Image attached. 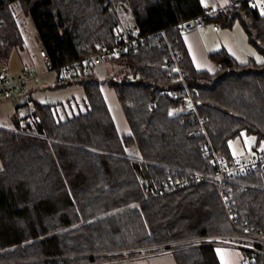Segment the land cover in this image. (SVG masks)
Here are the masks:
<instances>
[{
	"label": "trees",
	"instance_id": "obj_1",
	"mask_svg": "<svg viewBox=\"0 0 264 264\" xmlns=\"http://www.w3.org/2000/svg\"><path fill=\"white\" fill-rule=\"evenodd\" d=\"M16 2L54 67L90 55L97 44L112 45L124 5L143 34L166 30L217 153L234 159L230 142L242 133L256 137L254 148L264 147V14L249 0H230L207 22L220 28L238 21L262 60L240 63L222 48L209 55L214 73L192 67L178 28L204 13V1L0 0L2 64L24 48L10 8ZM157 40L108 60L111 77L122 60L124 76L112 77L110 86L131 135L118 134L96 73L67 78L82 86L84 110L75 113L72 101L32 100L35 136L0 129V264H96L99 253L135 256L152 246L153 252L171 250L177 264H221L215 247L186 244L236 233L217 188L205 183L157 196L144 182L216 173L201 138L191 135L195 124L178 112L180 101L162 93L178 88L179 76L165 66ZM134 147L137 156L129 154ZM230 187L240 221L264 233V171L239 176ZM258 262L264 264V257Z\"/></svg>",
	"mask_w": 264,
	"mask_h": 264
},
{
	"label": "built area",
	"instance_id": "obj_2",
	"mask_svg": "<svg viewBox=\"0 0 264 264\" xmlns=\"http://www.w3.org/2000/svg\"><path fill=\"white\" fill-rule=\"evenodd\" d=\"M249 1L254 6L257 0ZM236 4H239V2ZM221 11L222 9L215 8L213 4H206L202 15L180 23L178 28L181 33L206 30L210 24L207 19ZM212 28L214 31H218L219 25L212 24ZM151 37L158 38L159 49L165 51L167 55L164 62L165 66L172 68L179 76V87L164 89L162 93L171 99L180 101L178 112L188 115L192 123L195 124L191 135L201 138L200 148L205 156L210 157L216 173L190 171L182 177H171L155 186L152 185L150 180L144 182L148 186H152V192L157 196L169 195L205 183L214 185L236 233L206 236L187 241L186 244L188 246L208 245L215 248L237 249L241 252L243 264H259L258 257H264V233L255 231L247 222L240 221L234 207L230 184L239 176L264 171V147H257L252 155L238 160H228L217 153L207 132V119L199 113L194 92L189 88L187 76L179 64V52L167 37L165 29L143 34L136 24H121L114 29V43L112 45L97 44L90 55L57 67L52 65L46 50H41L40 56L47 68L63 79L74 76H87L95 73L104 61L116 58L138 46L145 45ZM37 77L38 73L34 70H25L19 74H13L6 64H2L0 67V105L6 95L18 93L22 96L23 103L20 105L18 128L15 131L24 135H36L38 118L35 115V108L29 96L27 85Z\"/></svg>",
	"mask_w": 264,
	"mask_h": 264
},
{
	"label": "rangeland",
	"instance_id": "obj_3",
	"mask_svg": "<svg viewBox=\"0 0 264 264\" xmlns=\"http://www.w3.org/2000/svg\"><path fill=\"white\" fill-rule=\"evenodd\" d=\"M213 2L216 8H218L219 6L227 7L230 4V0H213ZM254 6L259 8L260 11L264 10V0H257ZM10 8L17 19L18 26L24 39L23 50L20 51L18 49H15L8 61L7 66L10 68L11 72L17 74L23 69L24 71L34 70L38 73L37 79L30 81L27 85V89L29 92L30 85L33 84V86H35L34 91L32 92V95L35 99L46 103H66L68 100L73 99L72 109L74 110V112L78 113L79 108H81V110H84V93L83 88L80 84H70V82H68L66 79H62L55 72H46L45 74L41 73L42 68H46V70L48 69L45 64L43 65L41 62H39V60H37V58H41L40 51L44 48L38 39V34L35 29L34 23L32 19L24 12V8L21 3L16 2L12 4ZM131 23H133V21L130 13L128 12L122 15V19L119 25ZM207 30L208 32H206L205 30L201 32L200 41L205 48L206 53H208V68H211L212 66V61L209 58V54L218 52L222 48H228L231 53L241 62L248 61L250 57H255L259 60H262V55H260L257 50L249 45L247 35L242 25L238 21L235 22L232 27L221 26L220 32L218 33H215L212 30V23L208 25ZM121 64L122 60L119 61L118 65H116V71L112 73L113 79L121 80L123 78L124 72ZM102 66L105 69L104 75L103 77L98 76V79L101 82V86H104L107 89H112V87L110 86V80L112 79V77L110 76V73L108 75V72H110V70H108L110 67L109 62L104 61ZM14 94L16 95L18 93ZM20 97L22 98V96ZM118 106L120 108L119 104ZM71 111V108H69V115H72ZM62 117L65 118L64 113ZM255 143V136L242 133L240 136L230 142V151L232 157L237 160L249 157L250 155H252L251 153H253L252 148L255 146ZM2 166L3 165L0 159V171L3 169ZM131 207H134V205H132ZM118 211L120 210H117L116 212ZM156 248V246H152L151 248H142L138 251L142 254H149L155 251L154 249ZM98 255V258L101 260L99 262H103L110 259H116V255H118V253L116 251H108L99 253Z\"/></svg>",
	"mask_w": 264,
	"mask_h": 264
},
{
	"label": "crops",
	"instance_id": "obj_4",
	"mask_svg": "<svg viewBox=\"0 0 264 264\" xmlns=\"http://www.w3.org/2000/svg\"><path fill=\"white\" fill-rule=\"evenodd\" d=\"M203 1H204L205 5L210 3V4H213V6L215 7L213 0H203ZM223 8H226V7L219 6L217 9H223ZM263 8H264V6H263ZM263 11L264 10H261V13H264ZM207 29H208V27H207ZM207 29L205 30L206 32H208ZM212 30H213V28H212ZM202 31H204V30H197V31L182 33V39H183L184 45L188 51L189 57L191 59L192 67L196 71H207L210 73H214L216 71L217 67L214 64V62L210 59L212 61V66H211V68H208L209 67L208 61H207L208 53H206V50L200 41ZM214 32L215 33L220 32V28L218 31H214ZM225 49H227V51L233 57H235L228 48H225ZM209 58H210V56H209ZM250 58H254L257 61H261L255 57H250ZM37 60H39V62H41L43 65L45 64L43 62L42 58H37ZM237 60L239 61V59H237ZM239 62L240 63H246L247 61L246 62L239 61ZM1 65H2V63L0 64V67H1ZM23 71L24 70L22 69L21 72H23ZM21 72H19V73H21ZM46 72H51V71L49 69L46 70V68H42L41 73L45 74ZM104 72H105V69L103 68V66H100L96 70L95 73L98 76L103 77ZM19 73H17V74H19ZM13 74H15V73H13ZM35 79H37V78H35ZM35 79H33V80H35ZM66 80L68 82H70V84H72L71 79H66ZM34 88H35V86H33V84H31L29 96L31 97L32 100L39 101V100L35 99L32 95ZM101 92H102V95H103L104 100L106 102V105L110 111L111 117L114 121V124L116 126L118 134L120 136L131 135L132 130L130 128L129 122L125 116L123 107H122V105L118 99V96H117L115 90L113 88L107 89L106 87L101 86ZM18 95L19 94L15 95L14 93H12V94H9V95H6L3 97V100H2L1 105H0V129H4V130H8V131H15L17 129L16 126H17V122L19 120L20 105L23 103V98H21ZM18 97H20V98H18ZM68 101H73V99L68 100ZM39 102L44 103V104L64 103L65 105L67 103V102L66 103L65 102L46 103V102H42V101H39ZM118 104L120 105L121 110H120ZM255 149L256 148L253 147L252 152H254ZM129 154L137 156L139 154V152L134 147V148L129 150ZM215 251H216V254H217L221 264H243L241 252L237 249L218 247V248H215ZM96 264H177V263H176V260L173 256L171 250H165V251L152 252L149 254L148 253L147 254L140 253V254L135 255V256L124 255L122 257H117L116 259H110L107 261L98 262Z\"/></svg>",
	"mask_w": 264,
	"mask_h": 264
},
{
	"label": "water",
	"instance_id": "obj_5",
	"mask_svg": "<svg viewBox=\"0 0 264 264\" xmlns=\"http://www.w3.org/2000/svg\"><path fill=\"white\" fill-rule=\"evenodd\" d=\"M122 7L124 8V11H125L126 13L129 12V9H128L127 7H125L124 5H123ZM142 183H143V180H142Z\"/></svg>",
	"mask_w": 264,
	"mask_h": 264
},
{
	"label": "snow or ice",
	"instance_id": "obj_6",
	"mask_svg": "<svg viewBox=\"0 0 264 264\" xmlns=\"http://www.w3.org/2000/svg\"><path fill=\"white\" fill-rule=\"evenodd\" d=\"M201 2L203 3V0H201ZM262 14H264V13H262Z\"/></svg>",
	"mask_w": 264,
	"mask_h": 264
},
{
	"label": "bare ground",
	"instance_id": "obj_7",
	"mask_svg": "<svg viewBox=\"0 0 264 264\" xmlns=\"http://www.w3.org/2000/svg\"><path fill=\"white\" fill-rule=\"evenodd\" d=\"M23 135V134H22ZM31 137V136H30Z\"/></svg>",
	"mask_w": 264,
	"mask_h": 264
}]
</instances>
